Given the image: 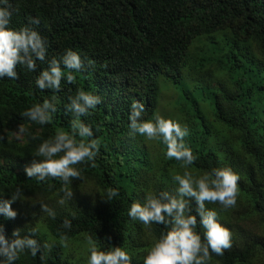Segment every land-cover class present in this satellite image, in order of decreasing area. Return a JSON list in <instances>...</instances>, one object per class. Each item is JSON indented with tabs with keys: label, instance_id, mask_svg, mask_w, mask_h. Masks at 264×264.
Masks as SVG:
<instances>
[{
	"label": "trees",
	"instance_id": "trees-1",
	"mask_svg": "<svg viewBox=\"0 0 264 264\" xmlns=\"http://www.w3.org/2000/svg\"><path fill=\"white\" fill-rule=\"evenodd\" d=\"M9 3V26L33 28L47 46L36 72L18 65L17 79H0V135L5 137L0 141V200L21 192L12 204L16 218L0 215V226L9 241L18 229L21 237L35 232L32 238L40 246L35 257L30 250L20 253L15 264H87L89 238L101 250L124 248L132 264H143L148 248L171 226L131 219L132 203L164 191L175 195L174 177L185 171L195 178L224 167L240 177L237 203L227 209L219 202L206 201L205 206L217 212L231 246L223 255L212 254L210 264H264V0ZM67 50L78 52L84 65L72 73L74 82L62 80L59 91L36 88L35 79L48 61L61 59ZM78 90L101 99L80 118L92 137H76L77 142L97 141L94 159L73 165L80 176L68 185L59 178H29L25 168L42 159L36 156L39 145L60 131H72L76 117L67 105ZM45 100L55 107L48 124L22 115ZM134 100L144 103V120L160 116L187 127L184 143L195 157L192 165L168 159L162 138L130 133ZM21 124L37 138L26 133L22 142L16 140ZM110 189L119 195L109 199ZM192 207L195 214L194 202ZM197 219L196 231L203 238ZM65 220L71 228L64 227ZM251 220L262 228L242 226ZM72 244L82 252L71 253Z\"/></svg>",
	"mask_w": 264,
	"mask_h": 264
},
{
	"label": "clouds",
	"instance_id": "clouds-1",
	"mask_svg": "<svg viewBox=\"0 0 264 264\" xmlns=\"http://www.w3.org/2000/svg\"><path fill=\"white\" fill-rule=\"evenodd\" d=\"M12 18V10L9 0H0V79H17V66L26 67L30 72L37 71V62H44L47 56L46 41L39 32L31 27H23L19 30L12 29L9 25ZM32 23L38 24V20ZM84 67L78 52L67 50L61 59L55 58L48 61L47 69L40 72L35 79V86L39 90L61 89V81L72 83L75 80L73 72H79ZM101 103L99 96L89 92L78 90L69 97L67 109L76 119L72 123V131L58 132L54 137L44 140L36 150V156L40 160H34L25 168L29 178H37L44 181L49 177L59 178L64 185H68L71 178H78L80 172L72 167L85 159H94L99 150L96 140L85 142L83 139L77 142L76 137H92V130L80 118L88 116L89 110H94ZM55 111L53 104L45 100L42 104H36L22 115L30 121L40 125L49 123L52 113ZM145 105L134 100L130 106L128 115L130 133L146 136L149 139L162 138L167 147L168 159L183 161L185 165H192L195 161L192 150L184 143V138L189 134L187 127H182L179 121L165 119L157 116L155 120H144ZM32 135L23 124L18 126L16 135L19 137ZM5 137L0 135V141ZM63 153V155H59ZM240 177L230 167L213 169L200 177H193L188 171L183 175H176L178 184L175 195L164 191L158 195H147L143 202H133L128 210V216L140 221L143 225L160 224L171 227L160 235L151 247L150 251L142 257L143 264H210L212 254L223 255L225 249L231 246L230 232L221 225L215 210L207 209L205 202H219L223 209L234 207L237 203L238 181ZM66 197L72 193L66 187L62 189ZM119 195L118 189H110L108 198ZM19 189L11 194V198L0 200V215L15 219L17 212L12 204L20 199ZM61 204L64 200L59 201ZM195 204L193 214L192 204ZM53 219L55 213L42 206ZM199 225L204 229L203 238L196 231L198 218ZM64 227L71 228V222L65 220ZM11 241L6 238L4 229L0 226V264H15L19 254L30 250L35 257L40 251L38 241L32 236L21 237L20 230L13 232ZM91 245L87 264H132L133 257L129 252L119 246L108 249H99L89 238ZM43 259V256H41Z\"/></svg>",
	"mask_w": 264,
	"mask_h": 264
},
{
	"label": "rangeland",
	"instance_id": "rangeland-1",
	"mask_svg": "<svg viewBox=\"0 0 264 264\" xmlns=\"http://www.w3.org/2000/svg\"><path fill=\"white\" fill-rule=\"evenodd\" d=\"M171 96H172V94L170 95V92H168V94L166 95V99H167V98L170 99ZM167 100H168V99H167ZM15 139L18 140L19 142H22V141L24 140L23 135H20L19 137H18L17 135H15ZM230 222L233 224V223H234V220L231 219ZM248 223H249V224H248ZM242 226H243L244 228L248 227L247 229H251V230H252V229H253V230H256L258 226H259L260 228H262L261 225H258V223H257L255 220L246 221V222H244V224H242ZM144 231H145L144 234H143L144 239H145L148 243L152 244V239H151V237L149 236V234L147 233L146 230H144ZM258 232H259V231H258ZM232 233H233L234 236H235V231H234V232L231 231V234H232ZM72 248H73V250H71V253H73L74 251H75V253H77V252H82V251L78 250V247L75 246L74 244H72ZM72 248H71V249H72ZM74 249H75V250H74ZM76 249H77V250H76ZM148 249H149L148 251H150L151 247L148 248ZM148 251H146V254H147ZM146 254H145V255H146Z\"/></svg>",
	"mask_w": 264,
	"mask_h": 264
}]
</instances>
